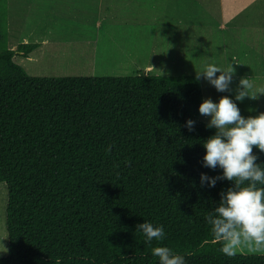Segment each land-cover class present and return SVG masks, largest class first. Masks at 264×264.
Returning <instances> with one entry per match:
<instances>
[{"label": "trees", "instance_id": "1", "mask_svg": "<svg viewBox=\"0 0 264 264\" xmlns=\"http://www.w3.org/2000/svg\"><path fill=\"white\" fill-rule=\"evenodd\" d=\"M7 34L0 29V42ZM36 46L0 48L9 237L0 264H159L136 231L145 220L163 225L161 244L186 264H264V255L223 254L205 220L234 182L201 183V173L223 174L203 166V141L216 129L199 113L201 79L151 70L32 75L15 54ZM253 154L264 168V152Z\"/></svg>", "mask_w": 264, "mask_h": 264}, {"label": "rangeland", "instance_id": "2", "mask_svg": "<svg viewBox=\"0 0 264 264\" xmlns=\"http://www.w3.org/2000/svg\"><path fill=\"white\" fill-rule=\"evenodd\" d=\"M3 28L0 48L37 43L15 54L32 75H196L216 63L233 66V79L219 92L202 76L204 99L227 95L245 118L264 112V95L235 100L241 78L264 87V0H0ZM7 204L0 181V256L9 252Z\"/></svg>", "mask_w": 264, "mask_h": 264}, {"label": "clouds", "instance_id": "3", "mask_svg": "<svg viewBox=\"0 0 264 264\" xmlns=\"http://www.w3.org/2000/svg\"><path fill=\"white\" fill-rule=\"evenodd\" d=\"M234 72L233 66L224 68L210 63L202 71L196 70L195 78L199 81L203 76L217 91L225 92ZM258 95H264V87L255 88L251 77L241 78L235 100L257 99ZM199 113L210 117L207 128L216 129L214 135L203 141V166L223 169L222 176L217 177L201 173L202 185L207 182L209 187H215L217 180L223 179L234 182L221 192L219 204L205 216L213 242L220 244V251L228 257L243 253L264 255V187L258 186L264 185V168L256 163L257 156L253 154L254 147L264 152V112L245 118L237 103L225 95L218 103L211 97L205 98ZM194 125L191 119L186 123L189 131L194 130ZM112 147L109 145L106 152L110 154ZM136 231L143 234L144 244L159 264H186L183 255L161 244L165 239L163 225L145 220ZM154 240L158 246L153 247Z\"/></svg>", "mask_w": 264, "mask_h": 264}, {"label": "bare ground", "instance_id": "4", "mask_svg": "<svg viewBox=\"0 0 264 264\" xmlns=\"http://www.w3.org/2000/svg\"><path fill=\"white\" fill-rule=\"evenodd\" d=\"M36 58V57H35Z\"/></svg>", "mask_w": 264, "mask_h": 264}]
</instances>
